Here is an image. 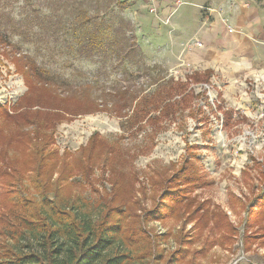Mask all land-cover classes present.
I'll return each mask as SVG.
<instances>
[{"label": "rangeland", "instance_id": "1", "mask_svg": "<svg viewBox=\"0 0 264 264\" xmlns=\"http://www.w3.org/2000/svg\"><path fill=\"white\" fill-rule=\"evenodd\" d=\"M180 2L177 7L174 0H0V39L5 41L0 40V105L12 117L5 121L0 114V157L19 164L34 147L25 135L36 140L35 126L18 119L27 110L18 104L27 88L13 63L19 56L14 51L30 55L61 81L96 84L99 102L101 90L107 93L120 87L131 97H127L129 106L117 97L110 106L87 107L83 114L53 110L60 117L49 130L51 139L41 155L49 169L45 173L52 174L48 196L52 198L53 183L64 168L57 187L87 220L97 218L103 207L100 198L114 189L113 184L120 196H135L150 209L153 194L163 190L162 183L171 181L165 185L168 189L182 185L185 179L174 174L182 164H190L201 177L185 186L189 188L186 204L194 200V209L206 202L200 214H208V221L195 226L194 243L182 245L169 236L180 228L174 217L149 222L146 232L161 234L164 264L174 252L177 258L180 254L186 258L177 264H264V215L257 216L251 226L245 225V209L261 190L264 52L258 50L254 56L263 66L236 80L217 68L207 69V59L193 49H205L210 36L195 29L193 35L184 37L176 24L194 28L189 23L194 20L209 25L208 14L224 18V13L216 0H210L208 8L204 0ZM120 23L132 30L140 59L123 63L109 52L92 57L78 54L84 32L95 30L105 46L108 34ZM31 110L44 112L38 107ZM106 152L111 155L104 163ZM191 172L188 168L183 174ZM11 184L0 176V213L21 198L40 203L29 181L15 189ZM179 208L185 216L186 208ZM14 209L16 215L28 210L19 205ZM223 213L235 228L234 240L225 237L230 235L223 228L225 220L215 225L216 216ZM11 222L17 223L14 218ZM192 226L193 222L187 230ZM256 235L259 240L253 238ZM150 254L159 250L152 249Z\"/></svg>", "mask_w": 264, "mask_h": 264}, {"label": "trees", "instance_id": "2", "mask_svg": "<svg viewBox=\"0 0 264 264\" xmlns=\"http://www.w3.org/2000/svg\"><path fill=\"white\" fill-rule=\"evenodd\" d=\"M112 31L108 34L105 46L102 38L96 36L95 30L84 32V37L79 39L78 54L92 57L109 52L112 58L123 63L133 61L134 58L140 59L141 50L129 25L120 23ZM14 53L19 56L13 63L27 88L26 94L18 100V104L27 110L19 114L18 119L23 120L24 125L35 126L36 140L33 141L25 135L34 147L27 155L28 159H24L19 164L13 160H5L6 156L1 155V169L4 170L0 172V176H5L12 181L9 186L11 189H15V186L21 187L24 181H29L39 193L40 203L32 198H21L12 208H3L0 213L2 214L0 216V264H164L165 255L160 249L161 234L150 236L145 227L151 221L165 222L172 217L180 222L178 231L169 233L174 242L177 245L194 243L192 241L197 232L195 226L202 221H208V214H200L206 202H199V206L194 209L191 208L194 200H189L186 204L185 199L189 188L185 186L192 185L196 177H201L198 170L190 164L188 167L182 164L174 174L176 177L182 175L185 179L182 185L168 189L165 185H170L171 181L162 183L163 190L160 194H153L151 204L154 206L150 209L145 207L147 204H144L143 200L135 196H120L116 190L117 184H113L114 189L112 188L110 193L102 194L100 198L103 207H100L97 218L87 220L75 208V202H69V198L62 195L60 188L57 187L64 178L62 176L64 168L58 174L57 182L53 183L52 198L48 196L52 174L45 173L49 169L46 168L41 155L44 151L46 152V146L51 139L48 132L55 128L57 118L60 117L59 113L53 110L68 109V112L83 114L88 111L87 107H93L94 110L100 104L110 106L115 103L117 97L126 101L129 106L131 100L127 97H131L126 90L120 91V87H115L112 92L104 93L101 90L102 98L99 102L98 97H95L96 92L100 91L96 89V84L72 85L61 81L49 70L39 66L30 55L20 54L17 51ZM145 99L147 98L145 97L143 101ZM73 105L79 106V109L72 110ZM1 107L0 105L1 117L5 121L11 119L8 111ZM34 107L44 109V112H34L31 110ZM39 139L41 144L37 143ZM108 152L103 156L104 163L109 162L111 154ZM100 163L105 165L103 162ZM188 168H191L192 172L185 176L186 174L183 173H186ZM260 180L259 194L245 209L246 220H244L248 227L252 225V222L254 223L257 216L264 215V161ZM16 205H19L22 210L27 208L28 210L16 215L18 213L14 209ZM179 207L186 208L185 216ZM206 208L209 209L207 206ZM220 216H216L215 225L225 220L226 226L223 228L230 234H226L225 237L228 241L234 240L235 228L226 221V214L223 213ZM11 218H14L17 223L11 222ZM191 222L193 226L187 230V225ZM259 236L256 235L253 238L257 237L259 240ZM249 237L246 235V238ZM261 245H264V242ZM152 249L153 251L158 249L159 254L151 255ZM174 253L165 261L167 264H177L186 259L182 254L180 258H177L178 255Z\"/></svg>", "mask_w": 264, "mask_h": 264}, {"label": "crops", "instance_id": "3", "mask_svg": "<svg viewBox=\"0 0 264 264\" xmlns=\"http://www.w3.org/2000/svg\"><path fill=\"white\" fill-rule=\"evenodd\" d=\"M228 1L216 0L215 4L224 13V18L208 14L209 25L207 21L200 25V21L194 20L189 21L194 24V28L188 24L176 25L178 29H182L184 37L193 35L195 29L202 35H209L210 41L205 49H193V52L207 59V69L217 68L228 79L236 80L263 66L259 60H255L258 57L254 56L258 50L264 52V47H261L264 45V0H232L229 5ZM211 2L204 0L203 3L208 8L211 7ZM222 21L227 22L226 25L233 30L232 33L227 31V26ZM261 59L264 61V56Z\"/></svg>", "mask_w": 264, "mask_h": 264}, {"label": "built area", "instance_id": "4", "mask_svg": "<svg viewBox=\"0 0 264 264\" xmlns=\"http://www.w3.org/2000/svg\"><path fill=\"white\" fill-rule=\"evenodd\" d=\"M145 1H148L149 3H153V0H145ZM155 1V0H154ZM175 1V5L177 6V7H180L181 6V2H180V0H174ZM149 12L150 13H154V10L153 9H150L149 10ZM154 15V14H153ZM166 24H169V23H166ZM165 25V24H164ZM227 31L229 32V33H232L233 32V30L232 29H230V28H228L227 27Z\"/></svg>", "mask_w": 264, "mask_h": 264}]
</instances>
